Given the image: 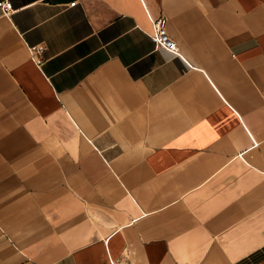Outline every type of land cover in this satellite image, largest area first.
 <instances>
[{
  "label": "crops",
  "instance_id": "obj_1",
  "mask_svg": "<svg viewBox=\"0 0 264 264\" xmlns=\"http://www.w3.org/2000/svg\"><path fill=\"white\" fill-rule=\"evenodd\" d=\"M10 1L0 264H264V0Z\"/></svg>",
  "mask_w": 264,
  "mask_h": 264
},
{
  "label": "built area",
  "instance_id": "obj_2",
  "mask_svg": "<svg viewBox=\"0 0 264 264\" xmlns=\"http://www.w3.org/2000/svg\"><path fill=\"white\" fill-rule=\"evenodd\" d=\"M77 2H71L70 6H75ZM0 8L5 14H10L14 10L13 3L10 0H0ZM151 40L156 47L165 48L173 53H178L180 46L178 42L173 39L168 31V18L161 16L154 21V32L151 34ZM34 59L38 64L43 62L40 53L42 47H32ZM110 264H130L128 261L117 262L112 261Z\"/></svg>",
  "mask_w": 264,
  "mask_h": 264
}]
</instances>
